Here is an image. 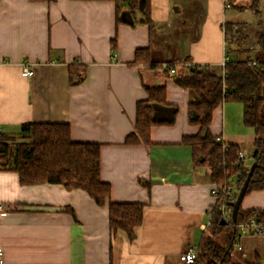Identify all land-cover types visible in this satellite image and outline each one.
<instances>
[{
  "label": "crops",
  "instance_id": "0c3cea01",
  "mask_svg": "<svg viewBox=\"0 0 264 264\" xmlns=\"http://www.w3.org/2000/svg\"><path fill=\"white\" fill-rule=\"evenodd\" d=\"M122 15L117 23L116 4L108 0H0L1 133L18 135L28 123L68 124L74 142L101 145V178L111 185L110 198L98 205L84 190L25 186L15 171L0 169V203L8 207L0 213L5 264H187L184 252L198 248L211 225L217 199L210 170L183 143L200 132L188 114L196 97L164 68L135 63V51L151 47L155 61L174 60L177 69L184 62L221 68L228 56L224 0H151L152 43L148 26L135 24L126 7ZM184 16L195 18L189 34L177 28ZM235 47V57L243 54ZM257 59L264 61V51ZM72 64L85 68L81 83L72 82ZM26 65L30 77L22 74ZM145 85L166 86L167 103L178 113L173 124L152 127L149 144H126L136 133L137 103L148 98ZM211 133L251 159L255 131L244 123L241 103L220 104ZM111 202L144 204L134 239L112 233ZM241 206L264 209V190ZM235 243L243 247L234 249L237 264H264V237L237 232Z\"/></svg>",
  "mask_w": 264,
  "mask_h": 264
},
{
  "label": "trees",
  "instance_id": "16d2710c",
  "mask_svg": "<svg viewBox=\"0 0 264 264\" xmlns=\"http://www.w3.org/2000/svg\"><path fill=\"white\" fill-rule=\"evenodd\" d=\"M41 2L45 0H30ZM99 1V0H89ZM116 4V21L121 23L123 8L136 23L149 28V41L155 37V23L151 18V0H108ZM230 8L251 10L255 23L261 28L264 20V0H251L240 5L239 0H227ZM247 23L226 21L228 45L244 47ZM258 49L264 51V31H256ZM253 58V57H252ZM253 62L255 64H253ZM135 63L145 64L150 69L164 68L180 87L191 91L196 101L189 104V122L200 126L195 136L185 137L183 143L192 148L196 164L209 168L214 184L224 185L233 177L237 179V193L231 201L235 203L248 176L250 166L237 156L239 147L224 145L211 133L214 110L225 101L243 105L244 123L255 131L252 164L257 167L252 175L246 195L253 191L264 190V61L241 59L229 61L226 76L212 67L195 66L188 68L174 61L158 62L152 57L151 47L135 51ZM182 64H185L182 63ZM176 68V73L169 70ZM73 83L83 81L84 67L70 65ZM146 100L136 106V133L126 139V144L151 142V129L155 124H173L178 107L167 103L166 86L145 85ZM20 139V140H19ZM0 169L15 171L20 183L25 186L50 183L61 184L66 189L86 191L98 205H104L111 195V185L101 178V145L79 143L71 139L68 124L28 123L21 126L18 135L0 133ZM224 201L217 199L212 211L211 225L203 233L198 246L196 264H237L231 255L234 250L237 227L228 223L222 214ZM67 212L74 215L72 209ZM264 219V209L244 211L239 208L237 223L251 218ZM144 204L109 203V225L113 234L124 231L130 239L135 238V228L143 223Z\"/></svg>",
  "mask_w": 264,
  "mask_h": 264
},
{
  "label": "built area",
  "instance_id": "2783aa9c",
  "mask_svg": "<svg viewBox=\"0 0 264 264\" xmlns=\"http://www.w3.org/2000/svg\"><path fill=\"white\" fill-rule=\"evenodd\" d=\"M225 3V8L228 9L230 8V5L228 3L227 0H224ZM224 34H225V43L228 44L229 41L226 39V31L225 28H223ZM229 57L225 56L223 58V61L221 62V69H222V75L225 77L226 76V66L227 63L229 62ZM253 64H255L253 62ZM185 65V64H182ZM188 68L193 67L191 65H185ZM169 72L171 74H175L176 73V68H171L169 70ZM23 76L25 77H30L33 72L30 66L26 65L23 68ZM1 125H0V133H1ZM219 140V139H218ZM0 156H1V152H0ZM238 158L240 159V161L245 162L246 161V156L242 151H238L237 153ZM237 193V179L234 177L233 180H229L226 184L224 185H217V184H213V188L211 189V194L213 197H215L216 199H221L224 201V204L221 207V211L223 214L224 219L230 223L231 225H235V227H237V231L240 233H244V234H248V235H252V236H260V237H264V219H259V218H251L248 221L245 222H241V223H237L233 221L232 218V206H231V201H233L235 195ZM8 207L5 206L4 204L0 203V213L3 211H7ZM235 248L239 251H241L243 249V247L241 245H237L235 246ZM234 248V249H235ZM231 255L234 257L235 256V251L233 250ZM197 257H198V248H190L187 251L184 252L183 254V259L187 264H196L197 261ZM0 264H5V260H4V249L3 247L0 245Z\"/></svg>",
  "mask_w": 264,
  "mask_h": 264
},
{
  "label": "rangeland",
  "instance_id": "374dc122",
  "mask_svg": "<svg viewBox=\"0 0 264 264\" xmlns=\"http://www.w3.org/2000/svg\"><path fill=\"white\" fill-rule=\"evenodd\" d=\"M250 1L251 0H239L238 3L240 5H246ZM226 18H227L226 20H228V21H238V22L243 21V22L247 23V27L244 31V34L246 36V42L244 44V47H242V48H239L237 46L235 47V51H238L239 49H243V51H242L243 54L235 57L233 45H228L229 44L228 43L227 44V51H226L228 56L231 57V59H233V60L245 59L248 56L254 57V58L259 57V50H258V46H257V39L255 37V32L258 30L264 31V20H263V25L261 26V28H258V26L255 23L254 14L251 10H245V11L241 12L239 10L232 9V8L227 9ZM195 27H196L195 18L192 16L188 17V18H186L184 16L183 18L180 19V25L177 26V28H179V29L181 28V32L188 33V34ZM213 69L215 71H217L218 73H221V75H222V69L221 68L214 67ZM222 77L224 78L223 75H222ZM245 164H246V166L252 165V160L250 159V157L246 159ZM233 178H232V180H233Z\"/></svg>",
  "mask_w": 264,
  "mask_h": 264
},
{
  "label": "water",
  "instance_id": "95a60500",
  "mask_svg": "<svg viewBox=\"0 0 264 264\" xmlns=\"http://www.w3.org/2000/svg\"><path fill=\"white\" fill-rule=\"evenodd\" d=\"M124 16L122 15V20H124ZM257 167V163H253L251 166H250V170H249V173H248V176L244 182V185L242 186V188L240 189L239 191V194H238V198L236 199L235 203L231 204L232 206V218H233V221L234 222H237V217H238V213H239V208L241 206V203L246 195V192H247V189H248V186H249V183L251 181V178H252V175L255 171Z\"/></svg>",
  "mask_w": 264,
  "mask_h": 264
}]
</instances>
